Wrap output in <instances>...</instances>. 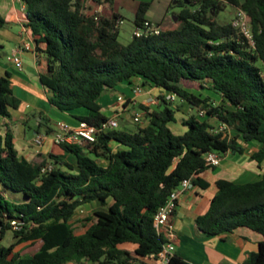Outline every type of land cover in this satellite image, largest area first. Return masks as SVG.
<instances>
[{
	"label": "trees",
	"instance_id": "1",
	"mask_svg": "<svg viewBox=\"0 0 264 264\" xmlns=\"http://www.w3.org/2000/svg\"><path fill=\"white\" fill-rule=\"evenodd\" d=\"M20 1L35 50L46 56L40 81L51 105L85 108L87 115L73 116L100 128L109 119L99 102L105 91L138 77L165 93L157 107L139 105L146 113L135 129L100 128L92 144H56L60 153L38 164L19 156L12 131L0 126V264H150L145 257H157L168 241L154 226L157 210L185 178L209 186L199 177L215 167L207 165L208 152L236 150L238 138L256 140L261 147L252 159L264 161V0H173L181 9L170 25L160 24L159 34L132 35L126 44L119 40L124 16L116 12L88 13L85 0ZM227 4L250 17L254 46L232 21L218 20ZM153 5L139 3L135 26L150 20ZM6 24L0 12V30ZM169 92L206 112L189 114L183 133L172 128L179 106L167 100ZM20 103L11 74L0 71V114L10 116ZM212 119L236 135L216 130ZM48 123L45 134L54 131ZM112 141L122 148L113 150ZM68 154L76 156L75 164ZM47 163L52 169L42 171ZM217 186L209 210L196 218L198 228L211 236L246 226L264 235V173L257 181L219 179ZM86 203L101 208L78 232L72 219ZM13 220L22 222L20 229ZM10 231L14 241L2 245ZM24 242L40 246L24 255L15 250ZM169 264L193 263L175 253ZM243 264H264V241Z\"/></svg>",
	"mask_w": 264,
	"mask_h": 264
},
{
	"label": "crops",
	"instance_id": "2",
	"mask_svg": "<svg viewBox=\"0 0 264 264\" xmlns=\"http://www.w3.org/2000/svg\"><path fill=\"white\" fill-rule=\"evenodd\" d=\"M123 1L125 2V0H113V4L110 5L105 3V0H101V2H98V0H85V10L88 13L101 12L103 14L116 12L121 16H124V11L127 10L134 16L142 0H131L129 6L125 5ZM165 1L169 5L175 3L173 0ZM161 9L159 7L157 10L160 12ZM0 12L7 20V24L0 30V71L11 74L13 92L21 100L18 108L10 110V116L0 114V126L3 132L12 131L19 156L38 164L44 159L50 160L49 155L51 153H60L53 142L57 122L66 121L72 125H77L79 120L73 114L87 115L88 111L85 108L61 111L51 105L50 102L44 101L43 92L46 98L48 94L47 89L40 81V75L47 73L48 66L43 51L35 50V40L30 28L26 26L25 4L20 0H0ZM166 17H168V12L165 14ZM173 17L171 18L172 21ZM148 18L159 24L170 25L172 23V21L164 23V21L150 15H148ZM9 43L12 52L15 49L22 48L20 52L23 61L22 70L16 68L7 57L9 53H7L5 47ZM27 44L30 49H24ZM18 84L23 90L17 91ZM137 86L141 87L140 92L136 91ZM163 93L165 92L161 88L142 84L140 78L134 77L131 82L125 81L115 89L105 91L99 102L103 114H105V110L109 109L110 115L105 114L106 116L110 118L118 115L120 124L126 123L125 130H132L131 124L136 125L137 122L135 121V112L142 111L139 109V105L146 104L148 100H154L155 97H159ZM214 101L219 102L218 99ZM175 102L179 108L176 113L177 120L172 128L176 133H183L186 130L183 121L189 117V114L195 113V110L199 116L198 109L193 110L192 107H188L189 103L186 100H176ZM158 105L159 103L150 107L153 108ZM211 122L217 127L220 125L215 119H212ZM47 123L53 127L54 131L51 134H46L48 136L43 145H34V136L38 133L45 134L48 127ZM38 128L39 131H37ZM230 134L231 136L236 135L234 131ZM110 145L115 151L122 148V145L117 141H112ZM237 147L236 150L231 149L220 154L221 160L218 165L199 174L200 178L209 183L208 187L204 188L198 184H193L179 200L173 219L176 254L193 264H243L250 253L257 251L259 243L264 241L263 234L246 226L239 227L233 232L209 236L204 234L196 223V218L209 210L212 198L218 191L217 181L219 179L249 182L262 178L264 161L259 164L255 159H252V155L261 147V143L256 140L246 142L242 138H238ZM66 159L73 164L76 163L74 154H68ZM100 208L101 206L98 203H86L81 206L72 219L76 230L83 232L84 219L92 216L94 210ZM39 246V242H24L17 245L15 250L20 251L22 254L30 253L38 249ZM66 264L100 263L83 259L79 262L72 260Z\"/></svg>",
	"mask_w": 264,
	"mask_h": 264
},
{
	"label": "built area",
	"instance_id": "3",
	"mask_svg": "<svg viewBox=\"0 0 264 264\" xmlns=\"http://www.w3.org/2000/svg\"><path fill=\"white\" fill-rule=\"evenodd\" d=\"M123 20L120 19L119 24ZM232 25L238 30V32L245 37L248 42L254 46L255 40L253 36L252 23L248 14L241 8H237L236 14L232 20ZM161 31V25L152 20H146L142 25L135 26L133 35L135 36H148L152 34H159ZM24 49H30L27 44ZM22 48L15 49L9 56L8 59L13 62V64L19 70L23 69V61L20 56ZM136 91L140 92L141 87L137 86ZM166 98L169 101H176L178 96L174 92H169L166 94ZM160 102V99L158 103ZM146 110L135 112V121L141 123L143 122ZM199 116L203 117L205 115V110H200ZM57 130L53 134V142L55 144L68 143V144H79L86 145L92 144L97 140V133L101 129H113L120 126V119L118 115L110 117L107 121L103 122L101 129L95 125L89 124L86 121H80L77 125H72L66 121L57 122ZM216 130H231L224 123H221ZM46 134L38 133L33 138V144L36 146H41L47 139ZM221 160L220 154L217 152L210 151L206 154L207 165L215 166L218 165ZM53 165L47 163L42 167V171H47L52 169ZM193 186L192 178H185L181 181L179 186L173 189L167 202L159 207L154 217V226L159 234H163L167 238V242L164 244L163 249L159 252L158 256L149 255L145 257V260L150 264H169L170 258L176 253L175 246V233H174V223L173 219L175 216V211L177 209L179 200L181 196ZM14 229H20L22 222L13 220Z\"/></svg>",
	"mask_w": 264,
	"mask_h": 264
},
{
	"label": "rangeland",
	"instance_id": "4",
	"mask_svg": "<svg viewBox=\"0 0 264 264\" xmlns=\"http://www.w3.org/2000/svg\"><path fill=\"white\" fill-rule=\"evenodd\" d=\"M136 1H141V0H136ZM142 1H151V0H142ZM124 2V1H123ZM131 0H125L124 4L125 5H130L131 4ZM167 1L165 0H155L153 8L150 10L149 14L151 17H156L158 20L160 21H164V23H168L172 21V17L174 15L175 12H179L180 11V7L175 6V4H171L169 5V3H166ZM128 6H125L127 8H129ZM161 7L162 11H158L157 9ZM237 8L232 6L231 4H227L226 7L220 11L219 15H218V20L221 22H230L233 20L235 14H236ZM166 12H168V17L165 18V14ZM170 19V20H169ZM135 27H134V16L132 13H130L129 11L125 10L124 11V19L123 22L119 24V40L123 43L126 44L128 43L133 35V31H134ZM5 50L7 51V53H9L8 55H10L12 53L11 50V44H6ZM7 55V57H8ZM19 85V84H18ZM17 91H21L23 90L22 87L19 85L17 86ZM43 92V91H42ZM205 95H209L211 96L213 99H218L219 96L210 91V90H205ZM43 96H44V101H46L47 103H49L48 99L45 97L46 95L43 92ZM159 97H155L154 100L150 99L148 100V103L143 104V105H147V106H156L158 104L159 101ZM177 100H180L177 98ZM138 106L136 105V108ZM188 107H190L188 105ZM139 110V109H138ZM196 110H195V114H196ZM199 112V111H198ZM105 114L110 115V111L109 109L104 111ZM69 118V117H68ZM175 122L172 123V125H174ZM126 127V123L124 124H120L119 128L121 129H125ZM131 129H135L136 125L135 124H131ZM223 154V153H221ZM14 241V237L13 234L11 232H8L5 237L3 238L1 244L8 246L10 245L12 242ZM25 255H29V253H23Z\"/></svg>",
	"mask_w": 264,
	"mask_h": 264
}]
</instances>
